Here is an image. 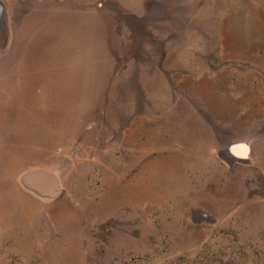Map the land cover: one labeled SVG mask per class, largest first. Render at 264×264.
I'll list each match as a JSON object with an SVG mask.
<instances>
[{"label":"rangeland","instance_id":"374dc122","mask_svg":"<svg viewBox=\"0 0 264 264\" xmlns=\"http://www.w3.org/2000/svg\"><path fill=\"white\" fill-rule=\"evenodd\" d=\"M14 4L0 264H264V0Z\"/></svg>","mask_w":264,"mask_h":264},{"label":"crops","instance_id":"0c3cea01","mask_svg":"<svg viewBox=\"0 0 264 264\" xmlns=\"http://www.w3.org/2000/svg\"><path fill=\"white\" fill-rule=\"evenodd\" d=\"M41 2V0H40ZM15 3V0H0V10L2 9H14V4ZM25 2H23V8L26 7V8H31L30 4H24ZM126 8H129L131 9L133 12H136L137 10H141L142 6H141V3H136V2H133V3H126L124 4ZM3 15L5 14L4 12H2ZM5 15H8V12H6ZM1 17V16H0ZM4 18V16H2ZM8 17V16H6Z\"/></svg>","mask_w":264,"mask_h":264}]
</instances>
